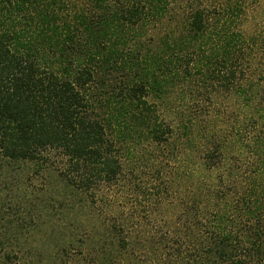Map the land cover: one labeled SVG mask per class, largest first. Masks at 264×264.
<instances>
[{
	"label": "trees",
	"instance_id": "trees-1",
	"mask_svg": "<svg viewBox=\"0 0 264 264\" xmlns=\"http://www.w3.org/2000/svg\"><path fill=\"white\" fill-rule=\"evenodd\" d=\"M87 1L0 0V181L25 191L0 218V264H121L126 249V264H264V32L242 29L256 1ZM217 85L253 109L230 131L196 109ZM179 86L195 110L171 124L158 105ZM123 161L157 173L155 212ZM45 171L60 188L30 191Z\"/></svg>",
	"mask_w": 264,
	"mask_h": 264
},
{
	"label": "rangeland",
	"instance_id": "rangeland-1",
	"mask_svg": "<svg viewBox=\"0 0 264 264\" xmlns=\"http://www.w3.org/2000/svg\"><path fill=\"white\" fill-rule=\"evenodd\" d=\"M67 1H68L67 2L68 11H72V9L78 8V6H81L82 4H87L88 2L87 0H67ZM255 1H254L255 3L248 9V12H249L248 21H246L242 27L243 31L247 35L253 33V31L255 30L264 32L263 30L264 29L263 27L264 25V0H255ZM252 8L254 9L251 11ZM173 27L180 28V25H176ZM257 47L258 48L254 52L251 53L252 56H255L253 58L255 59L253 67L257 69V70L256 69L254 70L253 74L255 75V77L256 76L264 77V45L262 46L258 44ZM181 88L182 86H179L178 90H176V88L174 89V91L169 90L168 94L162 97L161 103H159L158 105L159 114L161 117H163L162 119L171 124H174V122L177 120L178 118L177 108L178 106H181V104L191 106V108L188 109L191 111L190 113H194V110H195L194 108L195 102H193L192 104H189L190 101L188 98L183 97V95L179 96L180 95L179 91L181 90ZM221 90H222L221 86L217 85L214 88H209L205 96L203 94V91L202 92L198 91L200 95H203L201 96V98L204 100V101L199 100L200 103L198 102L199 104L196 105L197 107L196 109H199L200 111V116L202 118L201 122H203L202 123L203 126L211 127L215 125L217 129L219 128L221 130L230 131L232 127L240 126V123L243 121L242 118H244L242 116L243 114L248 113L247 115L248 116L250 115V113L253 111L252 109L253 105H254L253 108H255V106L257 107L259 105H262L260 103H264V98L260 100L261 96L260 98L259 97L255 98L253 103L250 104V106H252L251 107L252 110L250 109L251 111H249V109H245L241 106V103L237 100V97L235 95H226L225 93H222ZM260 91L261 93L264 92V84H263V87L260 89ZM198 98H200V96ZM148 100L155 101L156 98L151 95V97L149 96ZM242 111L244 112L242 113ZM254 121L255 123L258 124L260 120H254ZM261 125H262V121L259 123L257 128L260 129ZM257 128L255 129L252 128L251 129L252 133L248 134V136H250L251 138L255 137V135L257 134V133L255 134V132H258ZM251 130H247V131L249 132ZM159 158L161 159V157ZM123 162L126 167L127 163L125 161ZM174 163H176V161L174 160L169 161L170 166L167 168L168 171H171V172L173 171L172 167ZM131 164H132V167H137L136 171L139 168L138 169L139 174H137V177L136 179H134V181H137L141 184L143 183L142 185L144 189L142 191L144 192L145 199H148V201L145 200L147 204L146 207L149 211L152 210L155 212L156 205H155L154 196L156 194V187L158 185L157 183L158 180H155L154 178L156 177L157 173L153 172L152 170L148 171L146 168L140 165L134 164V162H132ZM186 164H191V161L188 158L186 159ZM130 165L127 166L129 169L131 168ZM0 169H3V168H0ZM11 169H12L11 167L8 168L10 173H11ZM51 175H53V177H51ZM40 176L41 178L38 177L39 180L32 179L31 183L30 182L25 183L28 189H30V191H33L34 193L39 192V190H41L43 187V186H40L42 182H44V184L46 183L45 186L46 187L49 186L54 191H57L60 188V186H56V183L54 180L56 178L55 172H50V171L41 172ZM126 176H127V179H129V177L132 179L133 177V176H130L129 174H127ZM11 180H12V176L11 174H9V178L6 181H0V218L2 217L5 218L6 216L11 218L13 216V214L17 211L16 210L17 209L16 207L18 206L17 199L19 197H22L25 192L24 190H20V193H18V191L14 187V183ZM70 214L71 212H68V215ZM126 252L127 253L124 255L119 253L122 256L121 264L127 263L126 257H128V254L130 251L126 249ZM131 258L132 256L129 255L128 259L130 260ZM156 258L157 257H155V259ZM155 261L156 260H154V262ZM151 263L152 262H148L147 264H151Z\"/></svg>",
	"mask_w": 264,
	"mask_h": 264
}]
</instances>
